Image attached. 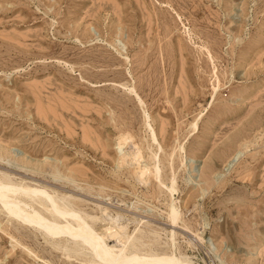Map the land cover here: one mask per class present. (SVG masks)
<instances>
[{"label":"rangeland","instance_id":"1","mask_svg":"<svg viewBox=\"0 0 264 264\" xmlns=\"http://www.w3.org/2000/svg\"><path fill=\"white\" fill-rule=\"evenodd\" d=\"M71 170L88 211L177 230L194 264H264V0H0V176L74 188ZM0 264L43 263L0 226Z\"/></svg>","mask_w":264,"mask_h":264},{"label":"bare ground","instance_id":"2","mask_svg":"<svg viewBox=\"0 0 264 264\" xmlns=\"http://www.w3.org/2000/svg\"><path fill=\"white\" fill-rule=\"evenodd\" d=\"M122 147V143H119V148L122 149ZM139 151L137 152L138 154H136V152L135 154L131 152L135 156L130 157H134L133 160L135 161H139L140 159L141 162L142 157ZM152 152L154 151L152 150ZM123 154L126 158L129 157L128 155L126 156L125 153ZM148 154L150 155V153ZM125 157L122 158V162H126ZM131 164L135 166L134 163ZM148 166H141V169L137 168L139 169V172L136 171L139 180L145 183H147L148 179H150L153 174V172H150V166ZM155 176L157 177L158 174H155ZM76 177H78V175L72 170L70 174L66 175V179L69 183L74 182V188L72 187V189L67 188L65 185L68 183L63 181L58 184L54 181H40L34 178L33 180H35V182L31 183L30 181H15L8 176L7 178L0 176V208L4 209L7 215L11 217L10 219H15L17 221L9 222L7 229H3L1 222L0 226L3 232H5V234L10 238L14 248L18 247L26 256L33 258L36 262L54 264L52 261L46 259L47 257L44 258L42 257L43 255L41 256L38 252H36L30 242H24L19 238L22 234V229L28 228L33 232V235L29 236V239L41 236V239H43L46 244L50 245L53 250H61V253L69 259L74 256L78 257V255H82L86 257L85 261L93 264H194L191 258L179 251L180 249H177L178 246H176V239L174 236L176 234L175 231L177 230L171 231V239H166L169 238V236H166L162 232L166 236V238H163L164 236H162L163 234L160 232V229L163 228L154 225V223L158 221L153 223L150 221H145V223L143 221L144 223H141L142 220L140 217V219L138 218L139 220L136 221V228L133 231H129L128 224H124L117 220L119 215L113 216L110 214L106 205L104 207L102 206L103 204H99L102 206L101 217L95 215L93 212H90V208L88 209L89 198L76 190V188L79 187V189L83 190L80 184L76 183ZM163 178L166 179L165 177ZM163 182L165 181H162V183ZM173 183L175 182L173 181ZM155 185L156 184L154 182L153 186ZM162 189L159 190L157 186L159 194L167 191L164 189V191H162ZM174 190L175 185L171 187V191L173 192ZM166 193L168 194V192ZM152 195L153 194H151V196ZM151 196L150 198H152ZM165 196L168 197L169 195ZM177 207L175 204L167 206V215L170 222L176 223L181 219L180 216H182V214L180 215L181 212L177 209ZM103 213L106 215L104 216ZM7 215L5 216L6 218ZM100 220H102V222L107 221V226H104L105 228L101 232H98L95 226L97 223H100L98 222ZM140 224H142V226L139 227ZM163 230L165 231V229ZM168 232L170 231L168 230ZM199 236L201 237V235ZM176 237L178 236L176 235ZM201 239L203 240V238ZM69 263L72 264L71 262Z\"/></svg>","mask_w":264,"mask_h":264}]
</instances>
